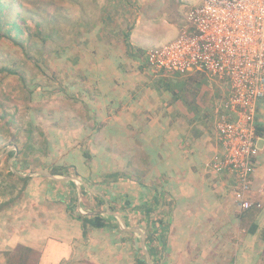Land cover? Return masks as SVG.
I'll use <instances>...</instances> for the list:
<instances>
[{
	"label": "crops",
	"instance_id": "obj_1",
	"mask_svg": "<svg viewBox=\"0 0 264 264\" xmlns=\"http://www.w3.org/2000/svg\"><path fill=\"white\" fill-rule=\"evenodd\" d=\"M161 24L169 25L158 12L152 11L147 16L135 12L131 19L124 18L120 35L124 37L122 42L127 44V50L115 56L133 57L135 49L159 47L162 42H158L156 33ZM177 36L174 34L175 38ZM110 66L98 65L92 71L96 77L102 73L103 83L95 86L102 99L100 91L107 88L108 83L104 81V70ZM116 67L121 75L124 74L122 68L134 70L133 74L137 75L134 79L138 80L132 85L118 82L115 79L119 74L113 71L115 79L111 94H107L110 98L106 99V106L112 105L115 110L109 117L117 124L113 136L128 138L130 173L125 176V172L116 168L107 179L97 183L78 179L84 192L75 206L79 214L115 218L112 213H118L116 215L129 229L125 230L128 242L136 248L139 238V248H142L144 239L142 251H146L150 261L180 264L192 251V261H202L203 257L204 262L200 264H231L232 252L246 250L252 238L264 244L260 239L264 235V149L262 154L258 152L251 179L252 198L258 197L263 205L255 211V218H250L252 211L239 214L232 206L234 175L227 171L214 174L207 167L210 159L220 152L214 108L228 96V89L204 73L217 81V90L209 84L203 90L199 87L196 95L195 88L192 92L186 89L187 93L174 95L167 88L145 81L148 77L139 67ZM147 70L149 74H161L149 67ZM257 109L255 141L259 144L260 140L264 146V101L257 103ZM38 177L36 184L49 188L45 187L41 203L33 206L37 209L33 216L25 221L20 215L14 226L7 221L4 231L0 232V264H100L99 261L115 264L122 261L119 245L121 247L120 240L126 237L121 235L120 226L107 218L109 226L103 229L83 224L74 209L71 194L77 190L74 180ZM121 199L129 207L125 211V207L116 206ZM254 225L258 229L251 235L249 231ZM254 262L252 264H264V261ZM238 264L246 263L239 261Z\"/></svg>",
	"mask_w": 264,
	"mask_h": 264
},
{
	"label": "rangeland",
	"instance_id": "obj_2",
	"mask_svg": "<svg viewBox=\"0 0 264 264\" xmlns=\"http://www.w3.org/2000/svg\"><path fill=\"white\" fill-rule=\"evenodd\" d=\"M69 1L52 0L49 7L38 10H32L27 4L25 9H16L17 17L9 22L21 25L17 41L22 48L19 49L7 37L0 38V232L4 231L7 221L14 226L20 215L26 221L37 211L33 206L41 203L49 188L36 184L39 175L35 173L38 170L58 171L59 175H53L58 179L56 181L72 178L77 187L76 192H71L75 205L84 193L78 179L97 183L107 179L116 168L125 172V176L130 173L128 138L126 135L113 136L117 124L109 117L115 110L112 105L106 106V99L110 98L107 94H111V84L115 79L113 71L119 74V78L115 79L118 82H131L128 85H132L138 80L134 79L137 76L133 74L134 70L122 68L124 74L121 75L117 65L139 67L141 73L148 77L145 81L167 88L171 94L186 92V89L192 92L199 87L203 90L209 84L215 89L219 86L217 81L201 72L196 82L189 80L195 72L187 75L173 72L149 74L145 54L150 49H135L133 57L117 58L120 52L122 54L127 50V44L122 42L124 37L120 35L124 18L131 19L135 12L145 16L150 11L158 12L169 24H161L156 33L162 46L175 38L174 34L178 35L192 26L188 17L203 0ZM20 12H24L22 20ZM7 28L5 26V30ZM116 47L117 50H114ZM98 65H111L104 70L107 88L100 91L105 100L95 89L98 82L103 83L102 73L96 77V73L92 72ZM118 91L121 89L118 88ZM261 100L264 101V98ZM257 113L258 109L256 122ZM42 133L43 138L40 136ZM42 139L46 141L43 148ZM258 142L260 145H256L262 154L264 146L260 140ZM11 152H14V157L9 155ZM9 170L30 179L20 182L8 174ZM41 183L44 185L47 182ZM257 200L258 197L253 198L254 202ZM116 206L125 207L124 211L129 208L125 200L117 202ZM262 206L253 209L260 210ZM75 211L79 213L77 208ZM111 221L120 226L121 235L126 237L120 240L121 247L119 245L122 261H115V264H138L135 259H141L139 238L136 248H133L120 220L115 217ZM114 232L118 233V229ZM247 244L246 250L232 252L231 264L264 261V244L255 242L253 238ZM189 252L190 257L179 261L180 264L204 262L203 257L202 261H192L194 255ZM241 254L243 258H240ZM99 262L103 264V261ZM176 262L163 261L161 264ZM151 263L157 264L158 261Z\"/></svg>",
	"mask_w": 264,
	"mask_h": 264
},
{
	"label": "built area",
	"instance_id": "obj_3",
	"mask_svg": "<svg viewBox=\"0 0 264 264\" xmlns=\"http://www.w3.org/2000/svg\"><path fill=\"white\" fill-rule=\"evenodd\" d=\"M192 23L171 42L145 54L156 73H205L229 91L215 110L220 152L209 171L234 175L233 207L239 214L262 206L253 201L256 110L264 98V0H203L188 17Z\"/></svg>",
	"mask_w": 264,
	"mask_h": 264
},
{
	"label": "trees",
	"instance_id": "obj_4",
	"mask_svg": "<svg viewBox=\"0 0 264 264\" xmlns=\"http://www.w3.org/2000/svg\"><path fill=\"white\" fill-rule=\"evenodd\" d=\"M51 1L52 0H0V38L2 39L3 37H7V38H9L8 40H11L15 45L18 46L19 49L22 48L21 45L17 41L18 40L17 36L21 32V25L15 21L9 22V20L16 18L17 17L16 9H18V8L25 9L26 4L29 5L32 8V10H38V9L49 7ZM64 1L70 2L69 0H64ZM20 19L21 20L24 19V12H20ZM5 26H8V28L6 30H5ZM36 27H38V24L36 25ZM13 33L15 34L14 36H13ZM0 73H2V70H0ZM198 73L199 72H195L194 73L195 75L193 74V76L189 77V80H193L196 82L197 77H199V79H200V76L198 75ZM174 74L187 75L189 73H186V74L174 73ZM197 93H198V90L195 91L194 94L196 95ZM97 130H99V129H95L94 131H97ZM257 134H258V129L256 128V135ZM40 136L43 138L44 134L42 133V134H40ZM45 145H46V141H45V139H42V143H41L42 148L45 147ZM9 155L11 157H14V152H11ZM57 172L52 171L50 174L51 175H59V173H57ZM60 172L63 173V171H60ZM8 174L11 177L15 178L16 180H19L20 182H26L27 180L30 179V177H21L18 174H14V172L11 170L8 171ZM9 202H11V200L8 201L7 203H9ZM75 206L76 205L74 203V209H75ZM1 209H2V207L0 206V210ZM251 211L254 214H252V216L250 218H255V216H256L255 211L256 210L253 209ZM76 214H77L76 217L83 224L89 225V226L96 228V229H103V228L109 226V222H107L106 218L112 219V216H109V215L106 216V218H105V217L100 216V215L82 216L79 213H76ZM257 229L258 228L256 227V225H254L253 227H251L249 233L251 235H253V234H255ZM260 239L264 241V235L261 236ZM139 249H140L141 259H138L137 262H138V264H146V261L144 260V258H145L144 253L141 250V247ZM158 262L161 263V261H158Z\"/></svg>",
	"mask_w": 264,
	"mask_h": 264
},
{
	"label": "water",
	"instance_id": "obj_5",
	"mask_svg": "<svg viewBox=\"0 0 264 264\" xmlns=\"http://www.w3.org/2000/svg\"><path fill=\"white\" fill-rule=\"evenodd\" d=\"M35 174L45 176V177H49V178L54 179V180H58L55 176L51 175L49 172H47L45 170H39ZM20 176L23 177V175H20ZM68 180H72V178H68ZM112 215L116 216L120 220V223L123 226L124 230L129 231V229L125 226L123 220L118 215H116L114 213H112ZM141 236L144 237L143 233H141ZM142 248H144V239L142 240ZM143 253L147 258L146 264H151V261L148 258V254L146 253V251L144 249H143Z\"/></svg>",
	"mask_w": 264,
	"mask_h": 264
}]
</instances>
